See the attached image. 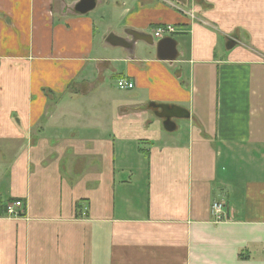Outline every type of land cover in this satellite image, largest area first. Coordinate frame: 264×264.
Listing matches in <instances>:
<instances>
[{
    "label": "crops",
    "instance_id": "0c3cea01",
    "mask_svg": "<svg viewBox=\"0 0 264 264\" xmlns=\"http://www.w3.org/2000/svg\"><path fill=\"white\" fill-rule=\"evenodd\" d=\"M79 1L0 0V264H264V0Z\"/></svg>",
    "mask_w": 264,
    "mask_h": 264
},
{
    "label": "built area",
    "instance_id": "2783aa9c",
    "mask_svg": "<svg viewBox=\"0 0 264 264\" xmlns=\"http://www.w3.org/2000/svg\"><path fill=\"white\" fill-rule=\"evenodd\" d=\"M154 37L157 40L173 37L177 31L176 27L173 25H162L157 27L154 30ZM118 87L122 90H132L134 88V84L131 82H127L125 80H120L118 83ZM5 212L9 217L18 218L23 215L24 205L21 201L12 202L6 205ZM212 217L214 222H223L227 221L229 217L227 216L223 204L215 203L212 206Z\"/></svg>",
    "mask_w": 264,
    "mask_h": 264
},
{
    "label": "water",
    "instance_id": "95a60500",
    "mask_svg": "<svg viewBox=\"0 0 264 264\" xmlns=\"http://www.w3.org/2000/svg\"><path fill=\"white\" fill-rule=\"evenodd\" d=\"M96 8V0H80L75 7L77 14L86 15ZM157 57L160 61L174 62L178 58L177 42L174 38H164L157 42ZM155 107V106H153ZM163 109H170L165 108ZM165 127L168 131H174L175 125L172 124L169 116L165 117Z\"/></svg>",
    "mask_w": 264,
    "mask_h": 264
},
{
    "label": "trees",
    "instance_id": "16d2710c",
    "mask_svg": "<svg viewBox=\"0 0 264 264\" xmlns=\"http://www.w3.org/2000/svg\"><path fill=\"white\" fill-rule=\"evenodd\" d=\"M78 207V206H77ZM81 209V207L80 208H78V210H80Z\"/></svg>",
    "mask_w": 264,
    "mask_h": 264
},
{
    "label": "rangeland",
    "instance_id": "374dc122",
    "mask_svg": "<svg viewBox=\"0 0 264 264\" xmlns=\"http://www.w3.org/2000/svg\"><path fill=\"white\" fill-rule=\"evenodd\" d=\"M95 14V13H94Z\"/></svg>",
    "mask_w": 264,
    "mask_h": 264
}]
</instances>
